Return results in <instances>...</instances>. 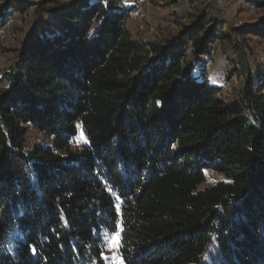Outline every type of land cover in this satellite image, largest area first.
I'll list each match as a JSON object with an SVG mask.
<instances>
[{
	"label": "trees",
	"instance_id": "trees-1",
	"mask_svg": "<svg viewBox=\"0 0 264 264\" xmlns=\"http://www.w3.org/2000/svg\"><path fill=\"white\" fill-rule=\"evenodd\" d=\"M45 3L0 94V264H105L119 228L125 264H264V65L234 99L206 67L264 30L200 10L149 41L134 4ZM31 6L4 0L0 29Z\"/></svg>",
	"mask_w": 264,
	"mask_h": 264
},
{
	"label": "rangeland",
	"instance_id": "rangeland-1",
	"mask_svg": "<svg viewBox=\"0 0 264 264\" xmlns=\"http://www.w3.org/2000/svg\"><path fill=\"white\" fill-rule=\"evenodd\" d=\"M3 1L0 0V3ZM27 1L32 4L30 9L24 13L14 12L0 29V94L9 86V80L5 74L16 62L18 50L38 20V14L53 20L47 9L54 3L39 5L43 0ZM121 1L136 5L130 27L135 36L143 40L163 41L178 33L184 24L190 23L193 15L200 10H205L214 17L222 19L228 30L245 25L258 26L264 30V6L256 7L243 0H186L180 3L175 0ZM238 46L239 49L235 50L231 43L225 42L220 45L219 40H216L213 44V52L210 53L211 57L206 61L208 68L207 62L212 60L208 68L209 77L214 84L222 88L224 96L229 99L238 97L242 84L241 72L245 74L249 70L255 71L258 66L264 65V35L248 33L240 39ZM235 67L239 69L237 77L232 72ZM28 138V147L39 142H46L42 134L32 126H30ZM83 142H86V137L80 134L75 145ZM223 178V175L215 171H208V179L200 188ZM108 239L109 244L103 255L105 264H125L119 253L120 228L110 237L108 236Z\"/></svg>",
	"mask_w": 264,
	"mask_h": 264
},
{
	"label": "bare ground",
	"instance_id": "bare-ground-1",
	"mask_svg": "<svg viewBox=\"0 0 264 264\" xmlns=\"http://www.w3.org/2000/svg\"><path fill=\"white\" fill-rule=\"evenodd\" d=\"M213 52V51H212ZM215 52V51H214ZM211 63H212V60L210 59L208 62H207V66H208V68H209V66L211 65Z\"/></svg>",
	"mask_w": 264,
	"mask_h": 264
},
{
	"label": "built area",
	"instance_id": "built-area-1",
	"mask_svg": "<svg viewBox=\"0 0 264 264\" xmlns=\"http://www.w3.org/2000/svg\"><path fill=\"white\" fill-rule=\"evenodd\" d=\"M143 3H145V2H143Z\"/></svg>",
	"mask_w": 264,
	"mask_h": 264
},
{
	"label": "snow or ice",
	"instance_id": "snow-or-ice-1",
	"mask_svg": "<svg viewBox=\"0 0 264 264\" xmlns=\"http://www.w3.org/2000/svg\"><path fill=\"white\" fill-rule=\"evenodd\" d=\"M174 147V146H173Z\"/></svg>",
	"mask_w": 264,
	"mask_h": 264
}]
</instances>
